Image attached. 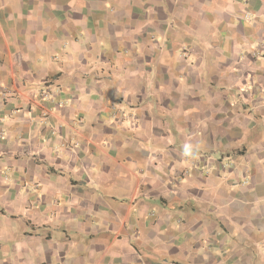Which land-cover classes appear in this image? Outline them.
Listing matches in <instances>:
<instances>
[{
	"label": "crops",
	"instance_id": "1",
	"mask_svg": "<svg viewBox=\"0 0 264 264\" xmlns=\"http://www.w3.org/2000/svg\"><path fill=\"white\" fill-rule=\"evenodd\" d=\"M0 264H264V0H0Z\"/></svg>",
	"mask_w": 264,
	"mask_h": 264
}]
</instances>
